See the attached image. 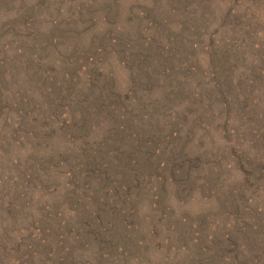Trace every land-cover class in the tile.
I'll return each mask as SVG.
<instances>
[{"label": "rangeland", "instance_id": "rangeland-1", "mask_svg": "<svg viewBox=\"0 0 264 264\" xmlns=\"http://www.w3.org/2000/svg\"><path fill=\"white\" fill-rule=\"evenodd\" d=\"M0 264H264V0H0Z\"/></svg>", "mask_w": 264, "mask_h": 264}]
</instances>
